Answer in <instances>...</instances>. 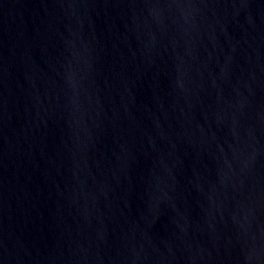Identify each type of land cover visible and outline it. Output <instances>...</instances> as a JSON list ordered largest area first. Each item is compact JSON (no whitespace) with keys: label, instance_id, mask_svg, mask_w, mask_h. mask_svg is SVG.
<instances>
[{"label":"water","instance_id":"95a60500","mask_svg":"<svg viewBox=\"0 0 264 264\" xmlns=\"http://www.w3.org/2000/svg\"><path fill=\"white\" fill-rule=\"evenodd\" d=\"M0 264H264V0H0Z\"/></svg>","mask_w":264,"mask_h":264}]
</instances>
